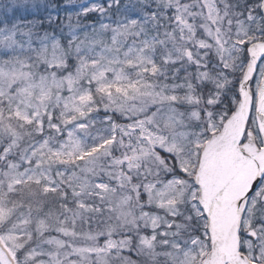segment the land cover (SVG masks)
<instances>
[{"label": "snow or ice", "instance_id": "obj_1", "mask_svg": "<svg viewBox=\"0 0 264 264\" xmlns=\"http://www.w3.org/2000/svg\"><path fill=\"white\" fill-rule=\"evenodd\" d=\"M0 264H264V0H0Z\"/></svg>", "mask_w": 264, "mask_h": 264}]
</instances>
